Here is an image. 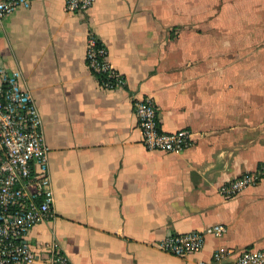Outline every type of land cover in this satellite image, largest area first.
<instances>
[{
    "label": "crops",
    "instance_id": "crops-1",
    "mask_svg": "<svg viewBox=\"0 0 264 264\" xmlns=\"http://www.w3.org/2000/svg\"><path fill=\"white\" fill-rule=\"evenodd\" d=\"M94 33L128 87L107 91L86 64ZM0 62L20 70L40 113L54 217L29 240L60 243L73 264L234 261L264 248V180L231 199L218 188L264 166V0H32L0 30ZM151 97L180 153L151 152L134 110ZM222 225L201 251L176 257L170 234Z\"/></svg>",
    "mask_w": 264,
    "mask_h": 264
},
{
    "label": "built area",
    "instance_id": "built-area-1",
    "mask_svg": "<svg viewBox=\"0 0 264 264\" xmlns=\"http://www.w3.org/2000/svg\"><path fill=\"white\" fill-rule=\"evenodd\" d=\"M97 0H66L68 13H87ZM32 0H0V30L4 21ZM86 64L107 91H124L126 77L109 60L106 45L90 33L86 45ZM134 110L143 136V145L151 152L180 153L193 144L189 130L173 133L161 127L156 102L148 96L135 97ZM49 148L44 126L34 99L22 85V73L0 62V264H73L59 242L45 245L40 255L29 240L33 228L54 217V191L50 177ZM264 180V166L219 186L223 198L231 199ZM222 225L203 232L170 234L158 247L176 257L195 254L207 237H220ZM229 252L216 251L210 261L198 264H264V248L229 260Z\"/></svg>",
    "mask_w": 264,
    "mask_h": 264
}]
</instances>
